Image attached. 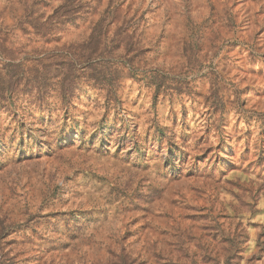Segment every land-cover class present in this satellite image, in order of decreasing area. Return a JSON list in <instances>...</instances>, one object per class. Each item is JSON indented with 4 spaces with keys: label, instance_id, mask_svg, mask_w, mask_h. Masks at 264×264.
<instances>
[{
    "label": "rangeland",
    "instance_id": "1",
    "mask_svg": "<svg viewBox=\"0 0 264 264\" xmlns=\"http://www.w3.org/2000/svg\"><path fill=\"white\" fill-rule=\"evenodd\" d=\"M0 264H264V0H0Z\"/></svg>",
    "mask_w": 264,
    "mask_h": 264
}]
</instances>
